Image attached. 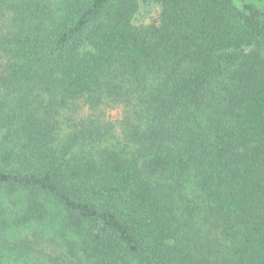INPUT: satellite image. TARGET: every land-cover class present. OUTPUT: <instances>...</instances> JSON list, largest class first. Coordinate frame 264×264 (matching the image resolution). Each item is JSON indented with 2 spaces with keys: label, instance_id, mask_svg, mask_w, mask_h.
Returning a JSON list of instances; mask_svg holds the SVG:
<instances>
[{
  "label": "trees",
  "instance_id": "16d2710c",
  "mask_svg": "<svg viewBox=\"0 0 264 264\" xmlns=\"http://www.w3.org/2000/svg\"><path fill=\"white\" fill-rule=\"evenodd\" d=\"M254 1L151 0L137 25L139 0H0V239L66 251L44 264H264Z\"/></svg>",
  "mask_w": 264,
  "mask_h": 264
},
{
  "label": "rangeland",
  "instance_id": "374dc122",
  "mask_svg": "<svg viewBox=\"0 0 264 264\" xmlns=\"http://www.w3.org/2000/svg\"><path fill=\"white\" fill-rule=\"evenodd\" d=\"M234 1L238 5H241L243 1L258 3L254 0ZM139 3V10L134 17L135 24L150 23L157 12L156 4L151 0H139ZM259 5L262 4L259 3ZM34 237L36 235L32 230L26 228H14L3 233L0 239V256L3 258L4 264H44L43 259H47L48 255L58 256L66 252L64 249L57 248L53 243H36Z\"/></svg>",
  "mask_w": 264,
  "mask_h": 264
}]
</instances>
